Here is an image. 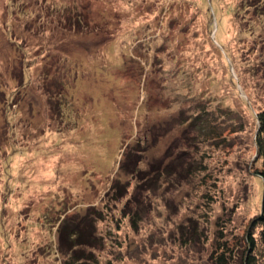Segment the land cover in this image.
I'll list each match as a JSON object with an SVG mask.
<instances>
[{
	"label": "rangeland",
	"instance_id": "obj_1",
	"mask_svg": "<svg viewBox=\"0 0 264 264\" xmlns=\"http://www.w3.org/2000/svg\"><path fill=\"white\" fill-rule=\"evenodd\" d=\"M251 3L0 0V264H264Z\"/></svg>",
	"mask_w": 264,
	"mask_h": 264
},
{
	"label": "trees",
	"instance_id": "obj_2",
	"mask_svg": "<svg viewBox=\"0 0 264 264\" xmlns=\"http://www.w3.org/2000/svg\"><path fill=\"white\" fill-rule=\"evenodd\" d=\"M244 1L250 3L252 1H256V8H259L262 5L261 3L264 2V0ZM256 119L258 123L254 139L256 146V160H262V165L257 170V175L262 179L263 183L261 210L256 217V221L258 225H264V109L258 110ZM80 227L79 223H77V225L70 228L67 220L63 221L62 227L60 228L61 245L62 247L68 246L66 253L71 255L70 257H73V264H98V260L94 258L93 253L91 251L86 252V250H84V248L92 250L91 246L93 245L91 244H96V234L88 226H86V228L84 227V229ZM253 235L254 233L251 230L247 233L246 241L249 248L243 249L239 264H262L261 260L263 259V253L260 252V248H255L256 243ZM224 249L223 253L216 257V264H229V258L233 256L232 251L230 252L231 256H228L227 251H229L230 248Z\"/></svg>",
	"mask_w": 264,
	"mask_h": 264
}]
</instances>
